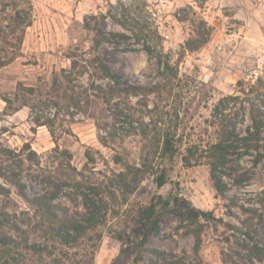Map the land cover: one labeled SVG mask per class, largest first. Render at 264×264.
I'll return each instance as SVG.
<instances>
[{
    "label": "rangeland",
    "instance_id": "rangeland-1",
    "mask_svg": "<svg viewBox=\"0 0 264 264\" xmlns=\"http://www.w3.org/2000/svg\"><path fill=\"white\" fill-rule=\"evenodd\" d=\"M17 12L25 23L14 21ZM0 30V57L14 56L0 68V186L6 190L0 193V240L7 242L5 247L0 244V264H111L120 248L111 232L123 228L133 204H148L153 193L179 195L239 230H244L239 222L246 216L238 208L228 209L230 200L256 207L262 216L253 221L254 238L264 243V204L257 195L264 190L263 162L245 186H233L224 177L228 186L221 195L204 161L193 157L189 165L183 162L187 148L215 142L212 113L220 99L248 100L251 86L253 94L264 97V0H0ZM11 48L16 50L12 53ZM165 57L171 70L161 63ZM95 59L108 65L125 87L161 88L145 99L124 94L110 100L105 91L93 90L108 84L93 69ZM153 103L173 118L178 115L173 125L181 142L172 161L165 163L167 183L157 190L146 178L128 194L126 204L121 197L108 203L107 223L97 229L101 238L94 241L92 260L85 254L91 243L54 245L51 255L27 250L45 242L23 216L14 215L29 205L11 180L25 185L28 198L49 188L48 178L53 186L59 181L54 203L69 213H84L83 199L75 193L88 190L71 186L107 182L105 176L124 172L125 162L137 159L138 137H103L105 132L123 133L132 120L135 125L144 104ZM244 106L249 124V107L246 102ZM238 128L242 132L245 127ZM116 158L122 159L117 163ZM242 164L250 166L251 159ZM189 230L186 222L165 214L146 249L166 253L168 261L180 264H231L225 255L237 264H262L238 258L246 255L235 243L243 238L240 232L206 227L195 251ZM12 240L17 247L10 257L3 250L11 249Z\"/></svg>",
    "mask_w": 264,
    "mask_h": 264
},
{
    "label": "trees",
    "instance_id": "trees-1",
    "mask_svg": "<svg viewBox=\"0 0 264 264\" xmlns=\"http://www.w3.org/2000/svg\"><path fill=\"white\" fill-rule=\"evenodd\" d=\"M14 21L17 25L23 24L25 17H20L17 12ZM19 45L15 44V47ZM11 49L12 53L16 50V48ZM13 60L14 56L0 57V68L5 67ZM161 63L166 70L172 69L166 57L161 60ZM93 69L99 73L101 79L108 80L104 89L95 85L93 90L96 93L105 91L110 100L116 95L124 94L140 96L145 99L151 94L158 93L161 88L159 84L127 85L125 87L121 80L113 74L111 68L98 59L94 60ZM253 87L251 86L250 92H247V96L251 95L248 100L242 99L240 96H226L220 99L212 113L214 119L212 125L217 129L215 142L206 146L196 145L187 148L183 157V162L186 165L190 164L193 157L198 159L196 161L205 162L210 169L214 188L218 195L223 194L227 189L228 185L224 177L229 178L233 186L242 187L247 185L256 167L261 162L264 165V97L253 94ZM3 101L7 105L9 104L8 100L3 99ZM245 102L249 107L247 111L249 124H245ZM143 107L142 118L134 120L135 125L131 124L132 120L128 123V129L123 133L105 132L103 137L104 140L117 137L123 139L130 135L138 137L137 159L131 164L125 160L127 162H125L124 172L112 174L113 176L108 178L105 176L104 179H107V182L92 180L89 184L75 182L71 186L75 190L82 188L88 190L86 193H75L83 199L84 213L77 211L69 213L68 209L54 203L60 193L61 183L59 181L53 186L52 178H48L45 185L49 188H45L42 194L28 198L25 194V185L11 180V185L15 187L18 196L29 205L27 210L16 211L14 215L23 216L25 223L31 225L32 231L39 232L45 242L44 245L27 246V250L36 254L46 252L51 255L54 245L73 247L91 243L92 245L86 248L85 254L89 255L92 260L97 247L94 241L101 238L97 229L107 223L108 203L121 197V201L126 204L128 194L135 191L138 186L140 187L146 178L151 179L157 190L167 183L168 169L165 163L172 161L179 151L181 142L176 132L177 126L173 125V121L177 119L178 115L176 114V118H173L164 109V106H159L156 103H153V106L144 104ZM243 125L245 128L240 132L238 127ZM245 158L251 159V165L248 167L242 164ZM121 159L116 158V162L119 163ZM87 160L89 161V158ZM13 176L15 178L16 174ZM4 191L6 190L0 186V193H4ZM119 194L120 196H118ZM257 195L262 197L259 201L264 204V190L259 191ZM232 207L238 208L241 214L246 216L239 222L230 210L228 212L230 217H234L244 230H239L234 224L224 221L221 217H216L213 211L192 206L179 195L162 197L158 193H153L149 197L148 204H133L126 211L128 218L123 223V228L111 232L113 238L120 244L119 252L111 264H140L145 261L147 264H180L179 261H168L166 253L146 249L148 239L159 232L160 221L165 214L174 215L186 222L190 227L189 233L194 236L195 251H198L201 245L202 232L206 227H211L217 232L218 228L223 226L227 232H240L243 237L235 242L246 254L245 256L238 255L240 260L247 263L256 260L264 264V243L255 240L254 233L257 228L256 222H253L261 218V210L253 206L238 204L235 199L230 200V205L227 208L231 209ZM3 209L5 210V208ZM2 217L6 218L8 214H3ZM16 230H18L17 227ZM233 233L232 235H234ZM232 235H229L227 239ZM27 241L28 238L25 242ZM11 243L13 244L11 249L3 250V253L10 257H12V253L16 252L15 247H17L15 241L12 240ZM49 243L53 247L48 246ZM0 244L4 247L7 245L5 238L0 240ZM147 253H150L153 258L146 260ZM225 258L231 264H237L227 255ZM10 261L12 262L11 259ZM55 263L62 264L60 260Z\"/></svg>",
    "mask_w": 264,
    "mask_h": 264
}]
</instances>
